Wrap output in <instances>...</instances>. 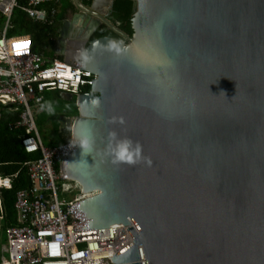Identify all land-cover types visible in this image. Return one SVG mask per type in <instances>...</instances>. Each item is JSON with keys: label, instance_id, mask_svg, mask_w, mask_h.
Wrapping results in <instances>:
<instances>
[{"label": "water", "instance_id": "95a60500", "mask_svg": "<svg viewBox=\"0 0 264 264\" xmlns=\"http://www.w3.org/2000/svg\"><path fill=\"white\" fill-rule=\"evenodd\" d=\"M131 1V36L114 0L72 3L97 18L61 165L73 224L125 228L112 264H264V0ZM100 23L118 37L90 39Z\"/></svg>", "mask_w": 264, "mask_h": 264}, {"label": "built area", "instance_id": "2783aa9c", "mask_svg": "<svg viewBox=\"0 0 264 264\" xmlns=\"http://www.w3.org/2000/svg\"><path fill=\"white\" fill-rule=\"evenodd\" d=\"M18 1L0 0V14L4 17L0 31V105L18 113L7 128L20 130L22 150L38 154L39 158L24 163L29 186L15 194L17 224L4 231L6 257L0 254V264H112L106 256L119 252L132 238L123 226L79 230L73 224L71 211L86 195L77 189V195L60 200L57 182L74 183L63 177L61 165L74 152L77 141L70 137L60 145L44 146L31 110V104H40L47 91L72 96L87 94L81 92V87L91 85L94 76L75 69L77 60L54 59L48 64V59L34 52L30 34L10 33L15 8L25 12L33 22L52 26L62 0H25L24 6ZM78 1L91 3V0ZM52 39L49 36L50 43ZM11 183V177L0 175V192L10 189ZM63 191L69 192L68 187ZM2 218L0 200V222Z\"/></svg>", "mask_w": 264, "mask_h": 264}, {"label": "trees", "instance_id": "16d2710c", "mask_svg": "<svg viewBox=\"0 0 264 264\" xmlns=\"http://www.w3.org/2000/svg\"><path fill=\"white\" fill-rule=\"evenodd\" d=\"M21 6L26 4L25 0L18 1ZM62 3V2H61ZM68 6H71L67 2ZM90 3H88L89 5ZM132 6L133 2L131 0H114L112 13L109 17V21L118 28L119 31L131 36V17H132ZM60 16H56L55 23L50 26L48 24H42L38 22H33L28 18L27 14L21 9L15 8L12 16L11 22L13 27L10 33H28L33 39V50L36 53L42 54L46 59H48V64H50L54 59L62 60L63 57L56 55L53 51L47 49V45L51 44L48 42L49 36L54 37L55 31L57 29L58 22H60ZM4 24V17L0 14V31L2 30ZM99 37H118L111 29H107L106 26L102 25L98 30L92 35V39ZM91 78L85 77V80H90ZM54 92L62 100V102H70L72 104V111L77 116V110L75 107L74 96L71 101L63 100L59 91H48ZM81 92L91 93L90 85L85 84L81 87ZM44 98L40 104H43ZM64 109L60 108L58 113V120L60 123L61 119L64 117ZM18 117V113L12 111L7 106L0 105V175L11 177L12 183L10 189H3L0 192L1 209L3 213L2 221L0 222L1 232L5 231L8 227L17 224L16 211L14 209L15 194L17 191L26 189L29 186L25 162L30 160H35L39 158V155H30L25 153L20 147L21 135L20 130L9 131L7 128V123L14 121ZM66 140H62L60 137L55 141L50 143L48 147L60 145ZM57 168V167H56ZM16 176L14 177V175Z\"/></svg>", "mask_w": 264, "mask_h": 264}, {"label": "flooded vegetation", "instance_id": "af4514ba", "mask_svg": "<svg viewBox=\"0 0 264 264\" xmlns=\"http://www.w3.org/2000/svg\"><path fill=\"white\" fill-rule=\"evenodd\" d=\"M78 2L83 6H85V5L88 6V4H85V2H80V1H78ZM91 2H92V0H91ZM106 12H107V5H105V4L101 5L99 7L98 13L102 16H105ZM72 15L73 16L70 20L65 19L64 21L58 22L57 37L54 36L52 39V42L50 44L52 47L51 51H53V48H54V51L56 50L58 55L63 57V60H66L69 62L75 61L77 59V55L80 53L81 46H82V44L85 43V40L83 39V33L85 30V27H88L90 24L94 23L92 19H95V20L97 19L96 17L91 18L87 14H85L84 12L79 11V10H78V12H73ZM81 15H84V16H81ZM110 15L111 14L106 16L105 19L108 20V22L111 25H113V23H111V21H109ZM77 21H79L80 23L74 24V22H77ZM102 25L106 26L104 23H100L96 27V29L94 30L93 34ZM113 26L116 28L115 25H113ZM107 29H110V28L107 27ZM116 29H118V28H116ZM91 37H90V39H92ZM48 42H49V40H48ZM69 119L70 118L66 117V116H64L63 119H61L60 123L58 124L59 127L57 128V130L55 132L57 138L60 137L62 140H66V141L70 138V124H69V122L71 120L69 121Z\"/></svg>", "mask_w": 264, "mask_h": 264}, {"label": "rangeland", "instance_id": "374dc122", "mask_svg": "<svg viewBox=\"0 0 264 264\" xmlns=\"http://www.w3.org/2000/svg\"><path fill=\"white\" fill-rule=\"evenodd\" d=\"M61 2L64 8L68 6L67 4L68 1L62 0ZM47 49L50 50L52 49L50 44L47 45ZM54 53L58 55L56 50L54 51ZM43 98H44L43 104H31V110L34 115V120L40 138L44 146H49L50 143L55 142L58 139L55 132L59 127L58 125L59 120L57 117L59 116V114H57L59 109L60 108L64 109L62 110L64 112L63 113L64 116L69 117L70 119L75 118L76 115L72 111V104L70 102H62V100L56 95V93L48 92V91L44 92ZM71 122L72 121H70L69 124H71ZM57 186H58L57 193L60 200L63 198L70 199L72 196L78 194V190L74 183L67 184V183L57 182ZM66 187H68L69 192L63 191V189ZM5 245H6L5 232L2 231L0 233V250ZM0 254H2L3 257H6V253L4 251H2Z\"/></svg>", "mask_w": 264, "mask_h": 264}, {"label": "crops", "instance_id": "0c3cea01", "mask_svg": "<svg viewBox=\"0 0 264 264\" xmlns=\"http://www.w3.org/2000/svg\"><path fill=\"white\" fill-rule=\"evenodd\" d=\"M70 5L71 6H66L65 8L63 7L61 2L57 5V15L56 16H58V17L60 16V19H61L60 21H64L65 19L66 20H70L72 18V16H73L72 15L73 12H78V9L72 3H70ZM78 23H80V22L77 21V24ZM57 34H58V32H57V29H56L55 37H57ZM0 233H1V231H0ZM4 248H5V246L2 247V249L0 251H3Z\"/></svg>", "mask_w": 264, "mask_h": 264}, {"label": "clouds", "instance_id": "9594fccd", "mask_svg": "<svg viewBox=\"0 0 264 264\" xmlns=\"http://www.w3.org/2000/svg\"><path fill=\"white\" fill-rule=\"evenodd\" d=\"M126 150H127V148H126V146H124V148H122L121 153H120L121 158H123L124 153L126 152ZM128 159L131 160V156H128Z\"/></svg>", "mask_w": 264, "mask_h": 264}]
</instances>
